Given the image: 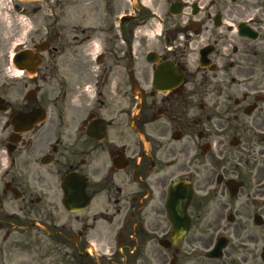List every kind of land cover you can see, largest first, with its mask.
Wrapping results in <instances>:
<instances>
[{"label": "flooded vegetation", "instance_id": "flooded-vegetation-1", "mask_svg": "<svg viewBox=\"0 0 264 264\" xmlns=\"http://www.w3.org/2000/svg\"><path fill=\"white\" fill-rule=\"evenodd\" d=\"M64 3L0 0V264H264V0Z\"/></svg>", "mask_w": 264, "mask_h": 264}, {"label": "rangeland", "instance_id": "rangeland-1", "mask_svg": "<svg viewBox=\"0 0 264 264\" xmlns=\"http://www.w3.org/2000/svg\"><path fill=\"white\" fill-rule=\"evenodd\" d=\"M64 1H65V3H64V10H65V12L67 14H76L77 13L76 0H64ZM49 4H50V2H49ZM145 4H146L147 7L151 8L153 10V12H155L157 14H160V13L162 14L165 11V7H162V8H159L160 10L162 9V11L157 12L159 10H156L155 7L150 6V2L149 1L145 2ZM59 9L60 8H58V12H59ZM129 11L131 12L132 9L129 10ZM5 12L9 13L7 11V8H6V11ZM59 13H62V10L61 9H60V12ZM5 18H7V17H5Z\"/></svg>", "mask_w": 264, "mask_h": 264}]
</instances>
